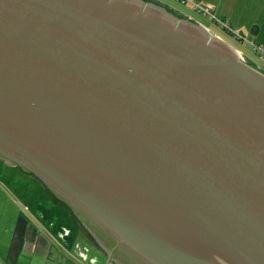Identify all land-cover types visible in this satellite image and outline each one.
I'll return each instance as SVG.
<instances>
[{
    "label": "water",
    "instance_id": "1",
    "mask_svg": "<svg viewBox=\"0 0 264 264\" xmlns=\"http://www.w3.org/2000/svg\"><path fill=\"white\" fill-rule=\"evenodd\" d=\"M166 8L0 0V162L105 264H264V74Z\"/></svg>",
    "mask_w": 264,
    "mask_h": 264
},
{
    "label": "crops",
    "instance_id": "2",
    "mask_svg": "<svg viewBox=\"0 0 264 264\" xmlns=\"http://www.w3.org/2000/svg\"><path fill=\"white\" fill-rule=\"evenodd\" d=\"M172 1L191 12V5L206 8L221 23L226 21L230 32L251 37L252 42L264 49V0ZM230 32L226 31L231 37ZM6 167L17 169L0 162V175ZM38 184L37 187L26 184L34 189L27 190L21 182L0 180V264H105V255L90 241L77 220ZM19 218L26 223L25 237L12 262L10 244Z\"/></svg>",
    "mask_w": 264,
    "mask_h": 264
},
{
    "label": "rangeland",
    "instance_id": "3",
    "mask_svg": "<svg viewBox=\"0 0 264 264\" xmlns=\"http://www.w3.org/2000/svg\"><path fill=\"white\" fill-rule=\"evenodd\" d=\"M150 1H152V0H150ZM152 2H154V0ZM155 2H160V5L162 4L163 6L167 7L166 9H168V11L172 12L176 16L187 17L190 20L202 25L211 34L218 36L224 42H226L231 47H233L235 50L239 51L245 60H247L249 62H255L256 59L252 55L250 48L247 44V43H254L251 41L252 38L251 37H242L243 38L242 42L234 41L230 37V35H228L226 33V31H224L218 24H215L219 20L211 12H209V14L211 13L209 16H212L214 19H211L212 17L211 18L210 17H203V16L198 15L196 12H193V11L191 12L187 8H184L183 6H180L179 4L174 3L172 0H155ZM215 19L217 21H215ZM219 23H221V22L219 21ZM223 25H226V21L224 22ZM254 44H256V43H254ZM14 169L11 170L10 168L8 169L6 167V169H5L6 171H4V174L0 175V180L6 179L9 181L10 180L15 181L17 183L21 182L22 185L26 186V187H27L26 184H28V187H30V186H36L37 187V185H39L38 182L34 181L31 177L26 176L25 174L21 173L18 169H15V170ZM8 186H9V184H8ZM28 187H27V190H34V189H30ZM39 187H41V186H39ZM8 193L11 194V196H12V193H10L9 191H8Z\"/></svg>",
    "mask_w": 264,
    "mask_h": 264
},
{
    "label": "built area",
    "instance_id": "4",
    "mask_svg": "<svg viewBox=\"0 0 264 264\" xmlns=\"http://www.w3.org/2000/svg\"><path fill=\"white\" fill-rule=\"evenodd\" d=\"M192 10L194 12H196L198 15H201L203 17L209 16V12L206 8L200 6V5H192ZM222 29H224L225 31L230 32V30L228 29L227 26L223 25V23H219L216 22ZM231 33V37L234 41L236 42H242L243 38L240 35H237L235 33ZM250 51L252 53V55L254 56V58L256 59L255 62H249L247 60H245L242 55L240 54V52L238 51V55L240 56V58L246 62L248 65H250L251 67H253L255 70L261 72L264 74V49L262 46L254 44V43H247Z\"/></svg>",
    "mask_w": 264,
    "mask_h": 264
},
{
    "label": "trees",
    "instance_id": "5",
    "mask_svg": "<svg viewBox=\"0 0 264 264\" xmlns=\"http://www.w3.org/2000/svg\"><path fill=\"white\" fill-rule=\"evenodd\" d=\"M59 204V203H58ZM60 205V204H59ZM88 238L90 239V237L88 236ZM90 241L92 242V240L90 239ZM93 243V242H92Z\"/></svg>",
    "mask_w": 264,
    "mask_h": 264
},
{
    "label": "flooded vegetation",
    "instance_id": "6",
    "mask_svg": "<svg viewBox=\"0 0 264 264\" xmlns=\"http://www.w3.org/2000/svg\"><path fill=\"white\" fill-rule=\"evenodd\" d=\"M165 7V6H164Z\"/></svg>",
    "mask_w": 264,
    "mask_h": 264
}]
</instances>
